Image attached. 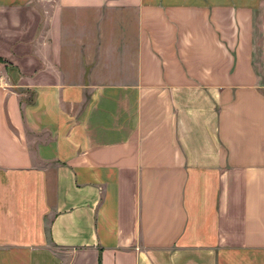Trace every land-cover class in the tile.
Here are the masks:
<instances>
[{"label":"crops","instance_id":"0c3cea01","mask_svg":"<svg viewBox=\"0 0 264 264\" xmlns=\"http://www.w3.org/2000/svg\"><path fill=\"white\" fill-rule=\"evenodd\" d=\"M0 264H264V0H0Z\"/></svg>","mask_w":264,"mask_h":264}]
</instances>
